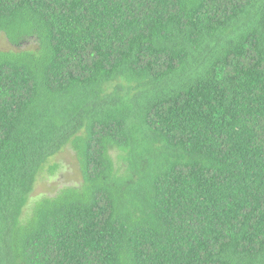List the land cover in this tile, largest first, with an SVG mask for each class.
<instances>
[{
  "label": "trees",
  "instance_id": "1",
  "mask_svg": "<svg viewBox=\"0 0 264 264\" xmlns=\"http://www.w3.org/2000/svg\"><path fill=\"white\" fill-rule=\"evenodd\" d=\"M2 35L0 264H264V0H0Z\"/></svg>",
  "mask_w": 264,
  "mask_h": 264
},
{
  "label": "rangeland",
  "instance_id": "2",
  "mask_svg": "<svg viewBox=\"0 0 264 264\" xmlns=\"http://www.w3.org/2000/svg\"><path fill=\"white\" fill-rule=\"evenodd\" d=\"M34 46L32 44L26 48H34ZM21 49L12 46L4 35L0 37V50L9 51ZM53 165H58V168L54 173H49V167ZM46 167L48 168L40 176L35 190L32 193L31 205L26 209V216L30 215V209L37 200L44 196H54L60 189L66 186H79L83 181L80 163L71 147L66 148L53 157Z\"/></svg>",
  "mask_w": 264,
  "mask_h": 264
}]
</instances>
